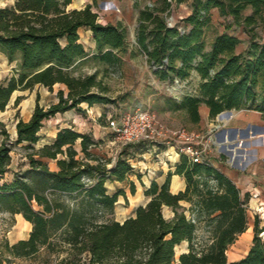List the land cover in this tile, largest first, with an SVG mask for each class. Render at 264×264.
Listing matches in <instances>:
<instances>
[{"label":"trees","instance_id":"trees-1","mask_svg":"<svg viewBox=\"0 0 264 264\" xmlns=\"http://www.w3.org/2000/svg\"><path fill=\"white\" fill-rule=\"evenodd\" d=\"M188 1L191 12L182 32L178 25H169L162 13L173 3ZM71 3L16 0L0 6V51L10 61L17 60V73L7 83L0 82V110L17 89H32L36 84L49 89L55 84L65 86L58 90V101L47 107L36 103L31 117L16 123L13 143L31 149L26 154L29 163L14 170L10 180L0 182V211L21 214L32 229L27 238L4 243V260L9 263L12 257H27L42 247L65 244L74 255L85 252L93 264H264V225L257 218L248 252L239 259H228L229 246L248 228L250 194H242L212 164L194 162L182 154L162 184L151 181L145 190L150 196L147 203L119 221L110 214L119 196L127 194L123 188L110 193L106 182L125 181L136 173L129 150L127 154L122 150L116 159L103 160L91 149L96 140L71 126L59 128L51 142L35 147L44 120L83 102L92 106L110 100L96 73H73L75 63L89 54L80 40V27L91 29L96 48L92 55L104 62L120 63L118 51L127 46L128 33L121 22L100 23L91 4L69 8ZM215 7L250 34L245 51H238V36L227 31L216 34L208 47L206 28ZM247 8L251 13H245ZM263 13L264 0H163L161 7L140 10L136 42L159 78L184 80L193 71L199 74L196 93L185 94L176 102L192 122L200 120L202 103L209 107L210 117L227 109L264 114V41L252 32ZM20 99L17 96L16 103ZM135 145L146 150L143 143ZM11 151L6 141L0 143V179L12 163ZM47 158L54 159L57 167L52 168ZM174 173L186 182L177 193L170 189ZM130 190L136 192L133 180ZM164 206L172 207V217L164 215ZM183 242L187 248L177 259V247ZM61 264L79 262L69 258Z\"/></svg>","mask_w":264,"mask_h":264},{"label":"rangeland","instance_id":"rangeland-1","mask_svg":"<svg viewBox=\"0 0 264 264\" xmlns=\"http://www.w3.org/2000/svg\"><path fill=\"white\" fill-rule=\"evenodd\" d=\"M16 0H0V6L14 4ZM86 4H91L92 9L98 13L100 23H118L121 22L127 29L128 42L126 49L118 51L122 61L118 64L104 62L92 54L96 51L93 34L90 28L81 27L80 40L84 44L87 52L86 57L78 60L73 66L75 75L96 73L97 79L101 80L106 86V94L110 100L107 102H98L89 106L87 102L80 104V107L67 110L65 113H57L54 116L44 120V124L39 132L40 139L35 143L38 148L44 143L51 142L57 133V129L62 124H70L77 130L96 133L98 137L96 145L91 149L103 160H112L116 158L122 150L125 154L129 148L135 144H124L117 139L107 127V114L111 112H127L129 110L145 109L153 116L152 128L154 129V138L160 142V147H151L144 151L141 159L144 162L131 160L137 171L131 174L130 179L125 181L107 180L106 185L110 193L119 188L126 191L127 197L121 195L116 203L114 212L110 217L117 220H123L125 216L135 214V207L139 203H147L150 196L145 194L147 185L150 181L158 178L160 173L167 170L168 165L175 159V148L181 146V139L173 133L174 130L185 129L189 132H195L203 136V140L209 141L208 154L226 160L228 153L219 146L218 135L223 128L227 126L225 120L215 117L213 120L209 117L201 119L199 122H192L184 109L177 107L176 102L180 101L185 94L196 93L198 78L194 75L184 80L177 78H159L153 71L152 65L146 60V55L139 48L136 42V28L139 24L138 17L140 10L145 6L161 7L163 0H72L69 8H82ZM215 13L212 20L206 28V42L208 47L214 36L221 31L238 36L240 42L238 51H245L250 43V34L241 25L232 22L231 17L222 15L218 8H214ZM191 12L189 3H173L168 12L162 13L168 23L184 27L185 17ZM245 13H251V8L245 10ZM229 26V27H228ZM252 32L255 33L257 40L264 41V13L263 20L254 26ZM17 73V60L10 61L8 57L0 51V82L7 83L12 75ZM62 84H55L53 89L42 84H36L32 89H17L4 110H0V143L6 141L12 146V163L8 172L5 173L2 180H10L13 177L14 170L28 166L29 160L26 156L31 149L24 148L22 144L13 143L16 138V123L19 119L28 120L31 117L36 103L47 107L49 104L58 101V90L64 88ZM21 99L16 103L17 96ZM100 107L105 110L103 115H97L95 108ZM105 116V117H103ZM101 124V127L99 126ZM243 134L246 129H243ZM244 140L240 147L245 149V154H252V145L256 142L250 137L242 138ZM152 143V142H151ZM79 148V146L77 145ZM229 149L227 146H225ZM156 148V149H155ZM82 155V154H80ZM52 168L57 164L54 159H46ZM148 160L152 164L148 163ZM141 161V160H140ZM249 169V168H246ZM263 170L257 174V180L261 184L263 179ZM130 180L136 184V192L130 190ZM263 184V183H262ZM261 184V185H262ZM184 206L188 207L189 202L182 201ZM258 207H252L248 204V226L249 232L253 238L254 221L257 218L260 225H264V211H258ZM172 207L164 206L163 213L171 216ZM189 214V211L186 210ZM32 229V224L23 221L18 213L0 211V258L3 264H61L69 258H73L79 264H93L89 262L85 252L74 255L69 245L56 244L55 247H42L36 254L27 257H12L11 262L4 258L7 252L4 249V243L9 241L14 243L22 238H27ZM242 234L229 246L227 250L228 259L238 258L248 252L252 238ZM57 236L54 237V240ZM187 248V242H183L177 247V259L179 254ZM176 264V263H174Z\"/></svg>","mask_w":264,"mask_h":264},{"label":"crops","instance_id":"crops-1","mask_svg":"<svg viewBox=\"0 0 264 264\" xmlns=\"http://www.w3.org/2000/svg\"><path fill=\"white\" fill-rule=\"evenodd\" d=\"M186 3H189V1ZM211 12L213 16V14L215 13L214 8L211 10ZM228 17H231V19L233 20L231 15H228ZM82 27H86V26H82ZM222 32L223 31H221L220 33ZM191 75H194L198 78V84H199L200 82L199 74L196 71H193ZM95 110H96L97 115H100V116H102L103 112H105V110L100 107H96ZM228 110L230 111L227 112ZM199 111H200V116H201L200 120L204 119L205 117H209V119H212V120L215 118V117H210L209 107L205 103H202L200 105ZM65 112H61V113H65ZM224 112L225 113L223 115L227 116V118L223 120H225L227 126L223 128L222 131L219 132L217 142L219 146L228 153V158L226 160H223L218 157L212 156L211 164L214 167L218 168L220 171H222L224 174H226L240 188L242 194L249 193L250 194L249 204L252 207L257 206L259 209L258 211L262 212L264 211V114L260 111L252 110V109H239V110L227 109V110H224ZM218 115L217 117H219ZM221 117L219 118L222 119ZM66 126H71V125L62 124L60 125L59 128L66 127ZM99 126L101 127V124H99ZM59 128L57 129V131L59 130ZM243 129H246L245 134L242 133ZM78 131H81V130H78ZM86 131H81V132L88 133L93 138L98 137V135L95 132L90 133ZM245 136L246 137L252 136V138L255 139L256 141L251 147V149L253 150L252 154H245V149L240 147L241 143L244 142L242 138H244ZM227 139L229 140V143H230L229 144L230 149H227L225 147L227 144V141H226ZM234 150H236V153H234ZM144 151L138 145H134L133 147L129 148L130 155L132 156L130 158V161L137 160L139 162H144V160L141 159V155ZM148 163L153 165V163H151L150 160H148ZM246 168H249V169H246ZM174 169H175L174 164L168 165L167 170L163 173H160L158 178H155L154 180H156L159 184H162L166 179L168 171L170 170L174 171ZM261 169L263 170V176H262L263 184L261 183L262 185L259 183V181L256 178L257 174L259 173ZM137 171L138 170L134 168V172L137 173ZM175 178L181 181L180 186L176 190H174L172 187V181ZM113 181H118V180H113ZM118 182H121V181H118ZM149 185L150 184H148L147 187ZM185 185H186V182L183 176H181L180 174H175V173L172 175L171 182H170V189L172 192L177 193L180 190H184ZM118 201H119V198H118ZM141 204H145V203H139L136 205L135 208H137ZM173 214H174V211L172 212L171 216H166L165 214L164 215L169 218V217H172ZM131 215H134V214L125 216L123 220ZM123 220H119V221H123ZM245 233H247L246 237L252 238L249 232V226L242 234H245ZM241 257L233 258L230 260L239 259Z\"/></svg>","mask_w":264,"mask_h":264},{"label":"built area","instance_id":"built-area-1","mask_svg":"<svg viewBox=\"0 0 264 264\" xmlns=\"http://www.w3.org/2000/svg\"><path fill=\"white\" fill-rule=\"evenodd\" d=\"M179 29L182 32L185 31L182 26H179ZM106 118L111 133L124 144L143 143L146 151H149L151 147H160V142L156 141L153 135V116L148 110L138 108L127 112H111L107 114ZM173 133L182 139L181 146L174 150L176 157L173 161L170 160L171 164H175L182 154L187 155L194 162L211 164L207 139L203 140V136L200 134L185 129L174 130ZM131 165L134 169V165L132 163Z\"/></svg>","mask_w":264,"mask_h":264},{"label":"bare ground","instance_id":"bare-ground-1","mask_svg":"<svg viewBox=\"0 0 264 264\" xmlns=\"http://www.w3.org/2000/svg\"><path fill=\"white\" fill-rule=\"evenodd\" d=\"M222 119H226L227 118V116H224V115H222V117H221ZM227 141V144H226V146L230 149V146H229V140L227 139L226 140ZM231 142V141H230ZM234 153H236V150H234ZM180 184H181V181L179 180V179H177V178H175V179H173V181H172V187H173V189L174 190H176L179 186H180ZM21 215V214H20ZM22 216V215H21ZM22 219H23V221L25 222V223H27V224H31L29 221H27L23 216H22Z\"/></svg>","mask_w":264,"mask_h":264},{"label":"water","instance_id":"water-1","mask_svg":"<svg viewBox=\"0 0 264 264\" xmlns=\"http://www.w3.org/2000/svg\"><path fill=\"white\" fill-rule=\"evenodd\" d=\"M230 110H228L227 112H229ZM225 112H221L218 116L221 117ZM150 199V198H149Z\"/></svg>","mask_w":264,"mask_h":264}]
</instances>
